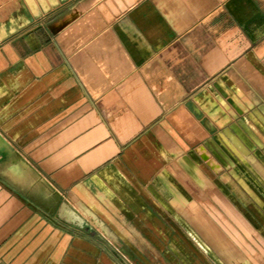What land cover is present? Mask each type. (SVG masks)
Wrapping results in <instances>:
<instances>
[{"label": "crops", "instance_id": "obj_1", "mask_svg": "<svg viewBox=\"0 0 264 264\" xmlns=\"http://www.w3.org/2000/svg\"><path fill=\"white\" fill-rule=\"evenodd\" d=\"M51 5L0 0V264H264V0Z\"/></svg>", "mask_w": 264, "mask_h": 264}, {"label": "rangeland", "instance_id": "obj_2", "mask_svg": "<svg viewBox=\"0 0 264 264\" xmlns=\"http://www.w3.org/2000/svg\"><path fill=\"white\" fill-rule=\"evenodd\" d=\"M61 1L64 0H52V7H57ZM89 1V0H88ZM214 198L223 204V202L221 201L220 197L218 195H214ZM198 200H195L192 205L190 206V209L186 211V213L188 215H190V218L192 219V221L195 220V222L199 220L200 224H203L204 228L200 227V229H202L203 231L206 230V234L212 238L214 242V245H216V247L218 248L219 246L220 249L223 252H226L227 254H230V252H232L234 250V245L230 242V240L228 238H226L223 233L221 232V230L215 226V225H210L209 223L206 222L204 213L199 209V205H198ZM223 206L226 208L227 213L233 218L235 219L240 225L241 227L247 232V228L240 222V220L238 219V217L235 215V213L229 209V207H227L226 205L223 204ZM193 207V208H192ZM193 213V215H191ZM219 240H223V242L219 243ZM246 263L249 264V261L246 260Z\"/></svg>", "mask_w": 264, "mask_h": 264}, {"label": "water", "instance_id": "obj_3", "mask_svg": "<svg viewBox=\"0 0 264 264\" xmlns=\"http://www.w3.org/2000/svg\"><path fill=\"white\" fill-rule=\"evenodd\" d=\"M5 143H6V140L5 139L0 140V144L2 146L1 149H0V156H2V157H5L7 155L6 150L3 149Z\"/></svg>", "mask_w": 264, "mask_h": 264}]
</instances>
